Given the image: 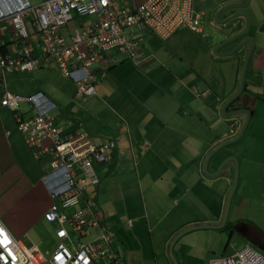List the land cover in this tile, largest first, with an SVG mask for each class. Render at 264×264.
<instances>
[{
  "label": "crops",
  "instance_id": "0c3cea01",
  "mask_svg": "<svg viewBox=\"0 0 264 264\" xmlns=\"http://www.w3.org/2000/svg\"><path fill=\"white\" fill-rule=\"evenodd\" d=\"M118 5L131 7L133 1ZM193 10L221 19L218 28L212 25L213 36L202 20L198 32L178 29L160 42L149 29H126L137 41V56L116 50L101 54L93 69L94 96L77 97L76 85L53 63L6 72L0 79V97L41 93L54 103V124L64 132L81 130L93 144L114 141L108 161L92 163L98 185L88 184L67 212L93 201V210L113 234L110 250L123 264H208L228 252L235 230L243 233L246 245L264 250V234L228 211L229 203L236 207L240 187L246 189L250 181L264 184V0H194ZM73 20L86 26L93 18L73 13ZM18 39L0 21V58L17 56ZM248 39L253 49L239 92L251 50ZM38 43L39 35L31 30L29 44L36 56ZM33 113L27 103L17 113L0 106V217L19 242L24 232H34L25 236L28 247L34 244L42 254L41 248H55L58 227L43 218L51 204L41 179L47 155H36L25 144L15 119ZM236 119L240 124H234L230 136ZM247 119L239 139L214 152L237 138Z\"/></svg>",
  "mask_w": 264,
  "mask_h": 264
},
{
  "label": "built area",
  "instance_id": "2783aa9c",
  "mask_svg": "<svg viewBox=\"0 0 264 264\" xmlns=\"http://www.w3.org/2000/svg\"><path fill=\"white\" fill-rule=\"evenodd\" d=\"M17 9L0 12L16 32L22 48L17 56L0 58V77L5 72H29L40 63H53L57 70L76 85L77 97L95 95L94 66L101 54L118 51L135 59L137 41L126 35V29H149L165 39L178 29L198 32L201 16L194 12V0H140L131 7L119 6L121 0H47L31 6L28 0H17ZM93 18L90 25L69 27L72 14ZM70 29V30H69ZM31 30L39 35L40 53L33 55L28 42ZM22 103L33 108V115L23 119L15 115L16 128L25 144L36 155H47L46 173L42 176L51 204L43 218L57 223V243L48 258L34 244L25 248L6 229L0 219V264H123L110 250L113 234L108 230L95 203L87 200L84 208L68 213L82 197L88 184L97 186L92 163H105L114 141L93 144L79 130L64 132L54 124V107L41 93L23 96L4 93L0 106L17 113ZM234 133V129H230ZM67 227L77 233L76 244L69 245ZM208 264H264V257L246 245L233 255L212 258Z\"/></svg>",
  "mask_w": 264,
  "mask_h": 264
},
{
  "label": "rangeland",
  "instance_id": "374dc122",
  "mask_svg": "<svg viewBox=\"0 0 264 264\" xmlns=\"http://www.w3.org/2000/svg\"><path fill=\"white\" fill-rule=\"evenodd\" d=\"M45 1H47V0H28L29 4L31 6L38 5V4L45 2ZM201 20H202V26L204 25L206 30H208L207 34L212 35V36H213L212 31H211L213 29L212 25H215V27L218 28V23L216 21L221 22V19L218 18V20H215V19H213V17H211L210 15L208 16V14H205L204 12L202 13ZM74 25H75L74 20L69 22V26H74ZM219 26L221 27V25H219ZM151 35L153 36V38L155 40L160 42L161 39H159L158 37H155L153 34H151ZM217 36H218V32H216V34H215L216 39L219 38ZM10 83H11V81H10ZM260 157H261V155L257 156V159H259ZM257 168H259V166L254 167V169H257ZM262 182H264L263 179H262ZM232 188H233V186H232ZM238 190L239 191H237L236 195H235V199H239L236 202V207H232L233 205L231 204L232 208H230V203H229L228 211H229V209H231V216H234L237 220L252 223V224H250L251 226L259 229L264 234V184L262 185L261 183H254V181H250V183L248 184L246 189L240 187ZM0 219L3 222L1 217H0ZM104 223H105L106 227L108 228V224H106V222H104ZM229 223L230 222H228V224ZM67 229H68L69 235L71 236L70 241H69V245L73 244L74 242L77 243V241H78L77 240V233L74 232L69 227H67ZM231 231H232V228L230 227L229 232L231 233ZM24 233L25 234L21 238L20 242L22 243V245L24 244L23 246L28 247L29 241H28V238H26L25 236L27 235L28 237L29 236L32 237L34 232H32V234L30 232H27V233L24 232ZM230 233H227V234H230ZM227 238H228V236H227ZM72 241H73V243H72ZM146 241H150V239L146 238ZM146 243L148 244V242H146ZM225 243H226V241H225ZM246 244H247V242H245V240L243 239V233L238 231V230H235L233 236L229 239L228 250H227L228 252L221 254V255L219 254L218 257H222V256L226 257V256L233 255L236 251H238L241 247H243ZM250 246L253 247L254 249H256L264 257V250H261L262 248L259 249L253 245H250ZM41 251H42V255L47 257L48 254H46V253H51L52 250L50 249V247H47L46 250H43L41 248ZM46 251H48V252H46ZM174 255H175V253H174Z\"/></svg>",
  "mask_w": 264,
  "mask_h": 264
},
{
  "label": "water",
  "instance_id": "95a60500",
  "mask_svg": "<svg viewBox=\"0 0 264 264\" xmlns=\"http://www.w3.org/2000/svg\"><path fill=\"white\" fill-rule=\"evenodd\" d=\"M247 2H248V0H247ZM243 16H244L245 19L247 20V28H248V27H249L248 18L246 17V15H243ZM245 34H246V33L240 34V35H238V36H234V37H232L231 39H229L228 41L231 42L232 39L235 40L236 38H239V37H241V36H243V35H245ZM228 41H227V42H228ZM248 41H249L250 44H251V50L247 53V55L245 56V59H244V63H243V72H242V76H241V84H240L239 92H241L242 87H243L244 72H245V69H246V67H247V64H248V61H249V58H250V55H251V52H252V49H253V40H252V39H248ZM227 42H224L223 44H226ZM237 47H238V46H237ZM237 47L234 49L233 52H230V53L233 54V53L236 51ZM237 95H238V94H237ZM247 122H248V119L244 122V124H243V126H242V129H241V131H240V134H239V136H238L237 138L232 139V140L226 142V143L223 144L222 146H219L218 148H216V149L214 150V152L217 151V150H219V149L222 148L223 146H226V145L232 144V143H234L235 141H237V140L239 139V137L242 135V133L244 132V129H245L246 125H247ZM226 161H227V160H225V161L221 164L220 167H222V165H224ZM236 182H237V168H236V172H235V176H234L233 188L231 189L230 196H229V198H228L227 204L229 203V201H230V197H231V195L233 194V191H234V188H235ZM226 214H227V209H226Z\"/></svg>",
  "mask_w": 264,
  "mask_h": 264
},
{
  "label": "clouds",
  "instance_id": "9594fccd",
  "mask_svg": "<svg viewBox=\"0 0 264 264\" xmlns=\"http://www.w3.org/2000/svg\"><path fill=\"white\" fill-rule=\"evenodd\" d=\"M18 1L17 0H0V12H2V13H8V12H11L12 10H14V9H17V7H18ZM201 24V23H200ZM153 33V32H152ZM175 33V32H174ZM173 33V34H174ZM154 34V33H153ZM30 35H31V33H30ZM38 35V34H37ZM155 36H157L156 34H154ZM171 36V35H170ZM169 36V37H170ZM158 37V36H157ZM169 37H167V38H165V39H168ZM158 38H160V37H158ZM160 39H162V38H160ZM19 40V39H18ZM20 41V40H19ZM28 42H29V40H28ZM21 43V42H20ZM22 45V44H21ZM5 59V58H4ZM6 73V72H5ZM5 73H3V74H5ZM0 79L1 80H3V75L0 77ZM74 83V82H73ZM95 85V84H94ZM5 93H7V92H5ZM33 95V94H32ZM26 96H28V95H26ZM44 96V95H43ZM94 96V95H93ZM45 97V96H44ZM1 98V97H0ZM46 98V97H45ZM48 100V99H47ZM49 101V100H48ZM50 102V101H49ZM51 104H53L54 105V107L50 110L51 111V113H52V115H53V111H54V109H55V104L54 103H52V102H50ZM28 104V103H27ZM237 123H239L240 124V122H239V120H235L231 125H230V128H229V130H228V135H230V136H232V135H234V133L233 134H231L230 133V129L232 128V129H234L235 128V125L234 124H237ZM25 142V141H24ZM17 240V239H16ZM21 244V243H20ZM22 245V244H21ZM23 246V245H22ZM244 246H246V245H244ZM249 246V245H248ZM25 247V246H24ZM31 247V246H30ZM30 247H25L26 249L27 248H30ZM251 247V246H250ZM253 248V247H252ZM256 250V249H255Z\"/></svg>",
  "mask_w": 264,
  "mask_h": 264
},
{
  "label": "snow or ice",
  "instance_id": "6c2138e0",
  "mask_svg": "<svg viewBox=\"0 0 264 264\" xmlns=\"http://www.w3.org/2000/svg\"><path fill=\"white\" fill-rule=\"evenodd\" d=\"M0 236H5L4 230L0 229ZM5 242H7V238L5 236Z\"/></svg>",
  "mask_w": 264,
  "mask_h": 264
}]
</instances>
